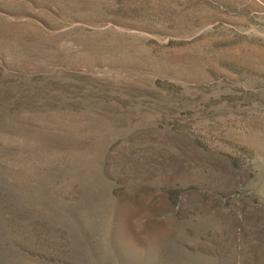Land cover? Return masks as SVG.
Masks as SVG:
<instances>
[{
	"label": "rangeland",
	"instance_id": "1",
	"mask_svg": "<svg viewBox=\"0 0 264 264\" xmlns=\"http://www.w3.org/2000/svg\"><path fill=\"white\" fill-rule=\"evenodd\" d=\"M0 264H264V0H0Z\"/></svg>",
	"mask_w": 264,
	"mask_h": 264
}]
</instances>
